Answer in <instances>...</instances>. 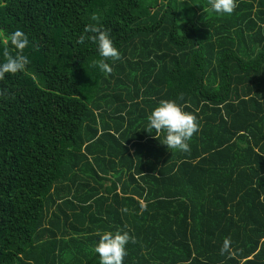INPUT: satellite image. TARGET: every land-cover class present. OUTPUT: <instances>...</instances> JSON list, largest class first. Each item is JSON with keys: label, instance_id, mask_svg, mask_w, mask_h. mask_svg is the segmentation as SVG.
Segmentation results:
<instances>
[{"label": "trees", "instance_id": "trees-1", "mask_svg": "<svg viewBox=\"0 0 264 264\" xmlns=\"http://www.w3.org/2000/svg\"><path fill=\"white\" fill-rule=\"evenodd\" d=\"M236 3L0 0V63L17 29L30 61L0 81V264H100L118 230L123 264H264V0ZM94 14L111 74L77 43ZM161 100L196 115L190 152L147 132Z\"/></svg>", "mask_w": 264, "mask_h": 264}, {"label": "clouds", "instance_id": "clouds-1", "mask_svg": "<svg viewBox=\"0 0 264 264\" xmlns=\"http://www.w3.org/2000/svg\"><path fill=\"white\" fill-rule=\"evenodd\" d=\"M209 12L216 14L231 15L237 7L236 0H208ZM93 23L87 24L80 33L77 43L83 44L86 41L94 43L101 59L93 62V67H98L100 71L111 74L112 66L107 61H118L121 59L119 50L114 46L110 37V30L99 25V17L95 14L91 17ZM7 42L14 50L15 54L9 52L6 47L3 51L5 62L0 63V81L5 79V74H16L25 70L29 64V59L23 54L24 49L29 45L27 35L22 30L13 31L7 38ZM7 89L0 88V97L7 98ZM182 99V96L180 97ZM147 132L155 130L157 134L165 133L163 144L168 150L190 152L188 141L199 131L197 117L193 113L186 112L173 100H161L151 114L147 117ZM156 137V136H155ZM157 138V137H156ZM146 210V209H142ZM127 211V209H123ZM126 227V226H125ZM99 241L94 248V252L99 255L100 264H123L127 255L126 245L131 241L136 243L134 236H130L127 231L97 233ZM220 254L232 256L230 238H225L220 249Z\"/></svg>", "mask_w": 264, "mask_h": 264}]
</instances>
